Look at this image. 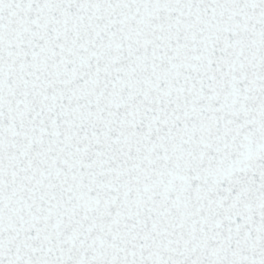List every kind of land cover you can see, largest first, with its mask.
I'll return each mask as SVG.
<instances>
[{
  "label": "snow or ice",
  "instance_id": "6c2138e0",
  "mask_svg": "<svg viewBox=\"0 0 264 264\" xmlns=\"http://www.w3.org/2000/svg\"><path fill=\"white\" fill-rule=\"evenodd\" d=\"M0 264H264V0H0Z\"/></svg>",
  "mask_w": 264,
  "mask_h": 264
}]
</instances>
